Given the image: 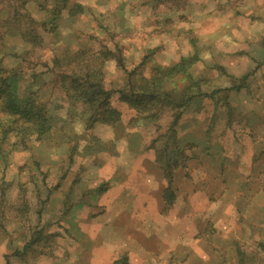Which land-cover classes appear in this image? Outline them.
I'll return each mask as SVG.
<instances>
[{
	"label": "rangeland",
	"instance_id": "1",
	"mask_svg": "<svg viewBox=\"0 0 264 264\" xmlns=\"http://www.w3.org/2000/svg\"><path fill=\"white\" fill-rule=\"evenodd\" d=\"M77 3L84 17L63 13L54 42L21 65L62 131L0 155V264H264V0ZM51 43L117 47L125 71L168 79L162 89L174 96L190 73L204 96L135 120L115 94L126 74L110 61L106 88L121 120L88 130L83 107L51 84ZM172 125L168 182L158 150ZM36 225L46 237L23 253Z\"/></svg>",
	"mask_w": 264,
	"mask_h": 264
},
{
	"label": "trees",
	"instance_id": "2",
	"mask_svg": "<svg viewBox=\"0 0 264 264\" xmlns=\"http://www.w3.org/2000/svg\"><path fill=\"white\" fill-rule=\"evenodd\" d=\"M65 12L70 18L78 20L84 17L85 8L77 0H0V155L5 153V149L10 152L17 148L27 151L33 143L41 142L47 135L61 130L55 127L50 106L39 96L42 88L34 90L33 85L25 86L22 80L24 69L21 65L29 52L33 53L45 47L48 39L54 42L59 32V21ZM14 39L22 43L19 50L17 46H10V41ZM7 43L8 47L17 51L5 52ZM51 46L53 56L46 66L47 71L52 74L51 84L61 91L73 108L83 107L82 120L88 130L97 124L116 125L121 120L120 111L111 103L114 93L106 88V65L110 61L115 62L126 74L122 86L115 94L118 101L136 112L135 120L140 117L143 120H155L163 108L177 109L180 107V100L187 104L196 97L204 96L200 89L201 82L194 80L190 73H186L187 81L180 95L174 96L162 89L168 79L155 76L148 79L138 71V67L130 72L125 71V59L117 47L111 50L101 44L96 51H91L83 44L74 50L62 49L55 43H51ZM10 57L17 61L14 66L8 63ZM176 69L177 66L171 70ZM156 70L158 68L153 72ZM38 75L33 76H41ZM175 113L174 125L182 115L179 110ZM174 125L165 133L167 142L158 150L168 182L173 168L168 159L169 154L167 155L168 142H175ZM70 151L71 165L77 149L72 147ZM103 189L101 186L92 193L97 195ZM5 192L1 188L0 204L6 200ZM33 230L23 253L46 237L43 234L45 226L40 228L36 225Z\"/></svg>",
	"mask_w": 264,
	"mask_h": 264
}]
</instances>
